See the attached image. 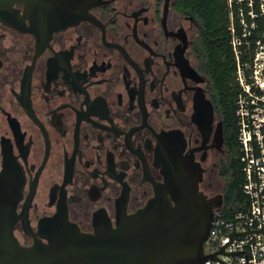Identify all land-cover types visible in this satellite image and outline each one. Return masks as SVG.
I'll use <instances>...</instances> for the list:
<instances>
[{"label": "flooded vegetation", "instance_id": "af4514ba", "mask_svg": "<svg viewBox=\"0 0 264 264\" xmlns=\"http://www.w3.org/2000/svg\"><path fill=\"white\" fill-rule=\"evenodd\" d=\"M202 35L186 0L1 6L0 174L22 187V244L62 214L86 232L116 225L187 163L225 202L228 136Z\"/></svg>", "mask_w": 264, "mask_h": 264}, {"label": "water", "instance_id": "95a60500", "mask_svg": "<svg viewBox=\"0 0 264 264\" xmlns=\"http://www.w3.org/2000/svg\"><path fill=\"white\" fill-rule=\"evenodd\" d=\"M13 1L0 0V10ZM186 165L172 172L157 197L135 212L119 214L116 225L104 220L86 232L62 214L45 222L47 240L35 236L30 245L14 231L22 187L5 185L6 166L0 174V264H204L220 258V251H206V243L223 199L200 190L202 171L192 173L193 164Z\"/></svg>", "mask_w": 264, "mask_h": 264}, {"label": "trees", "instance_id": "16d2710c", "mask_svg": "<svg viewBox=\"0 0 264 264\" xmlns=\"http://www.w3.org/2000/svg\"><path fill=\"white\" fill-rule=\"evenodd\" d=\"M186 2L190 12L198 17L202 25L206 60L227 129L230 157L223 165L227 185L222 208L225 211H238L249 202L243 191L245 175L237 115V101L243 86L238 79V68L242 65L249 81H252L249 77L252 64L260 42H264V0ZM235 36L242 41L238 46L234 43Z\"/></svg>", "mask_w": 264, "mask_h": 264}, {"label": "built area", "instance_id": "2783aa9c", "mask_svg": "<svg viewBox=\"0 0 264 264\" xmlns=\"http://www.w3.org/2000/svg\"><path fill=\"white\" fill-rule=\"evenodd\" d=\"M241 42L234 37L235 45ZM249 77L252 81L240 65L238 79L243 91L237 101V115L243 191L249 202L238 211L217 208L206 251H220V258H209L204 264H264V42L259 44Z\"/></svg>", "mask_w": 264, "mask_h": 264}]
</instances>
